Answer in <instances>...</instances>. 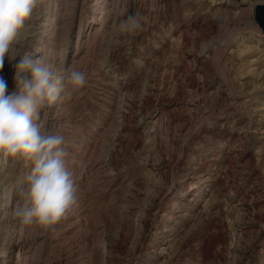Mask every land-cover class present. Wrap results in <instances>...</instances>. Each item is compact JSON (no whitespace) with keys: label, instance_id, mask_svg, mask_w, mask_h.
<instances>
[{"label":"rangeland","instance_id":"1","mask_svg":"<svg viewBox=\"0 0 264 264\" xmlns=\"http://www.w3.org/2000/svg\"><path fill=\"white\" fill-rule=\"evenodd\" d=\"M259 3L44 0L17 47L87 73L73 100L41 110L78 201L47 229L21 226L30 166L0 156V264H264ZM137 11L143 31H113Z\"/></svg>","mask_w":264,"mask_h":264},{"label":"clouds","instance_id":"2","mask_svg":"<svg viewBox=\"0 0 264 264\" xmlns=\"http://www.w3.org/2000/svg\"><path fill=\"white\" fill-rule=\"evenodd\" d=\"M44 0H0V71L7 57L15 68V88L7 93L0 75V156L7 162L30 166L19 191L13 215L21 226L47 229L74 208L78 201L76 174L68 168L70 156L63 135L46 127L41 110L58 101H71L87 84V73L55 66L17 47L29 22ZM148 17L127 14L113 31L131 37L143 31ZM7 93V94H6Z\"/></svg>","mask_w":264,"mask_h":264},{"label":"water","instance_id":"3","mask_svg":"<svg viewBox=\"0 0 264 264\" xmlns=\"http://www.w3.org/2000/svg\"><path fill=\"white\" fill-rule=\"evenodd\" d=\"M253 18L258 27L264 32V4H255L253 7Z\"/></svg>","mask_w":264,"mask_h":264},{"label":"built area","instance_id":"4","mask_svg":"<svg viewBox=\"0 0 264 264\" xmlns=\"http://www.w3.org/2000/svg\"><path fill=\"white\" fill-rule=\"evenodd\" d=\"M231 4L243 5L248 2V0H228Z\"/></svg>","mask_w":264,"mask_h":264},{"label":"bare ground","instance_id":"5","mask_svg":"<svg viewBox=\"0 0 264 264\" xmlns=\"http://www.w3.org/2000/svg\"><path fill=\"white\" fill-rule=\"evenodd\" d=\"M243 9V8H242ZM244 10V9H243ZM245 11V10H244ZM95 252H102L101 249L94 250Z\"/></svg>","mask_w":264,"mask_h":264}]
</instances>
